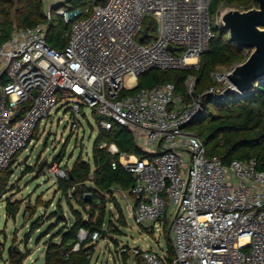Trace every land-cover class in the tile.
Here are the masks:
<instances>
[{
  "label": "built area",
  "instance_id": "1",
  "mask_svg": "<svg viewBox=\"0 0 264 264\" xmlns=\"http://www.w3.org/2000/svg\"><path fill=\"white\" fill-rule=\"evenodd\" d=\"M73 1L51 0L45 10L48 20L57 15L71 25L64 50L47 43L45 25L18 29L0 44V173L28 149L55 109L68 107L73 132L77 117L91 110L105 130L129 128L148 154L120 155L136 179L120 195L140 200L132 214L137 225L158 231L170 221L171 264H264V171L255 160L225 165L187 130L203 110L204 96L194 94L196 79L188 80L186 97L172 83L128 92L150 70L199 69L215 27L222 25L220 10L213 16L211 0H105L85 9ZM146 27L149 35L141 41ZM231 71L216 74V83L230 87ZM218 85L206 94H223ZM109 151L118 153L115 145ZM49 172L68 177L61 163ZM78 238L95 243L100 234L81 230ZM131 251L141 264H166L165 255L152 249Z\"/></svg>",
  "mask_w": 264,
  "mask_h": 264
},
{
  "label": "trees",
  "instance_id": "2",
  "mask_svg": "<svg viewBox=\"0 0 264 264\" xmlns=\"http://www.w3.org/2000/svg\"><path fill=\"white\" fill-rule=\"evenodd\" d=\"M73 3L76 7L85 9L104 4L105 0H74ZM223 4L236 6L242 11L258 7L257 0H211L210 8L213 16L218 13ZM45 12L44 0H0V27L3 35L0 44L8 41L18 29L45 25L47 27V43L57 50H64L69 41L71 25L58 16L56 19L55 15L51 20H48ZM150 27L153 32L152 37H155L156 29L151 24ZM215 34L209 50L201 56L199 69L150 70L141 74L136 89L128 92L133 94L141 89H152L172 83L176 87V93L186 97V84L189 78L194 76L197 82L194 94L195 96H204L203 110L187 126V130H190L205 144L209 156L219 157L225 165H229L235 160L241 162L255 160L257 168L264 171V78L250 92L240 94L232 91L221 99L212 94H206L210 88L217 86L212 75L219 67L233 69L244 63L249 57V54L246 53L247 49L230 40L229 31L223 25L215 27ZM7 82L8 79L3 75L1 83L6 84ZM218 86L227 89L225 86ZM94 115L99 121V116ZM34 137H37V134ZM104 143L108 147L102 148ZM111 145L117 147L118 153L109 151ZM121 154L137 156L140 159L148 156L137 145L129 128L118 124H115L111 130L100 127L92 160L84 161L80 157L71 168L67 169V178H58V190L65 198L72 217L67 223L60 202L56 212L59 213L57 224L63 222L65 225L45 243L43 264H91L96 244L91 238L80 243L78 235L81 230H86L89 234L98 232L100 239L107 238L110 234H121L113 226V214L108 205H113L122 214L117 198L118 194L128 192L136 184L134 175L120 164ZM19 155L20 153L14 157L11 165L0 173V224L3 204L7 218L15 220L20 213L22 202L5 198L13 176V166ZM62 159V155L56 158L57 161ZM132 200H134V204L140 201L136 197H132ZM32 216L34 217L35 213H32ZM119 220L123 226L126 225L123 215ZM167 224L168 220L164 222L162 230L166 228ZM41 225L40 218L32 223L26 236V243L31 239L32 233L40 230ZM141 228L145 233L154 235L156 232L154 229ZM47 235L50 233L48 232ZM110 238L113 243L118 244L117 239ZM166 242V264H171L174 250L170 234H167ZM77 244H80L79 249L74 250ZM26 248L28 249V246ZM129 251L130 249L127 248V252H119L120 262L113 264H129ZM30 255L29 250L22 251L19 246L11 245L7 250V258H3V260L7 261V264H24ZM138 259L140 260L139 256Z\"/></svg>",
  "mask_w": 264,
  "mask_h": 264
},
{
  "label": "rangeland",
  "instance_id": "3",
  "mask_svg": "<svg viewBox=\"0 0 264 264\" xmlns=\"http://www.w3.org/2000/svg\"><path fill=\"white\" fill-rule=\"evenodd\" d=\"M44 2L46 10L51 0H44ZM229 9H237V7L223 4L220 7V17L223 12ZM55 16L58 19L57 15ZM147 23L153 24L152 19H148ZM251 52L252 50L249 49L246 51L249 56ZM231 70L219 67L212 75L213 81L216 82L217 80L216 74H227ZM194 80L195 77L191 76L188 85ZM219 85L225 86L226 83L223 82ZM52 118L53 121H51ZM51 119L43 122L38 129L37 137L33 138L27 150L20 153L13 166V176L5 198H10L12 201L20 200L22 205L15 220L6 218L5 206L3 205L4 207L1 208L0 252L3 256L0 255V264H7V261H4L3 258H7V250L11 245L19 246L22 251L29 250L31 252L24 264H42L45 260V243L65 225L63 222L57 224L59 213L56 212L60 202L67 223L71 220L70 208L57 187L58 178L49 172V168L53 163H61L62 166L69 169L80 157L84 161H91L94 145L100 132V124L92 111L85 109L83 114L77 117L79 129L73 132L72 115L67 106H64L60 113H57V109H55ZM60 155L63 156V159L57 161L56 158ZM120 194L117 198L122 214L111 204L108 205V208L113 214V226L121 234H110L109 237L101 238L98 242H95L96 250L91 264L120 262L119 252L124 247L130 249V264H138L139 262L138 255L135 256L131 251L135 247L143 250L152 249L161 256L167 254L166 236L170 234V221L168 220L164 230L161 227L154 235L145 233L132 217L134 200H132V197L125 198ZM74 205L76 206L75 203ZM32 213H35L34 217ZM122 215L126 222L124 226L119 220ZM32 217L33 219H31ZM39 218L42 222L40 230L32 233L31 239L26 243V236L32 223ZM48 232L50 235H47ZM110 237L117 239L118 244L113 243ZM26 246H28V249Z\"/></svg>",
  "mask_w": 264,
  "mask_h": 264
},
{
  "label": "water",
  "instance_id": "4",
  "mask_svg": "<svg viewBox=\"0 0 264 264\" xmlns=\"http://www.w3.org/2000/svg\"><path fill=\"white\" fill-rule=\"evenodd\" d=\"M257 2V8L247 11L238 8L229 9L221 15L222 25L229 31L230 40L252 52L244 63L232 69L228 75L231 86L217 96L218 99L232 91L240 94L250 92L264 78V0H257ZM148 30L149 28L146 27L140 38L141 41L149 35ZM170 50L174 51V48L170 46ZM20 115L19 110L16 117Z\"/></svg>",
  "mask_w": 264,
  "mask_h": 264
},
{
  "label": "crops",
  "instance_id": "5",
  "mask_svg": "<svg viewBox=\"0 0 264 264\" xmlns=\"http://www.w3.org/2000/svg\"><path fill=\"white\" fill-rule=\"evenodd\" d=\"M3 205H4V204H3ZM3 205H2V206H3ZM134 205H135V204H133V206H134ZM2 206H1V208H2ZM4 206H5V205H4ZM4 206H3V207H4ZM132 211H133V210H132ZM5 215H6V214H5ZM6 218H7V215H6ZM44 247H45V246H44ZM43 263H44V262H43ZM43 263H42V264H43ZM128 263H129V262H128ZM140 263H141V261L139 260L138 264H140ZM129 264H130V263H129Z\"/></svg>",
  "mask_w": 264,
  "mask_h": 264
},
{
  "label": "bare ground",
  "instance_id": "6",
  "mask_svg": "<svg viewBox=\"0 0 264 264\" xmlns=\"http://www.w3.org/2000/svg\"><path fill=\"white\" fill-rule=\"evenodd\" d=\"M131 81H132V80H131ZM132 160H134V158H133Z\"/></svg>",
  "mask_w": 264,
  "mask_h": 264
}]
</instances>
